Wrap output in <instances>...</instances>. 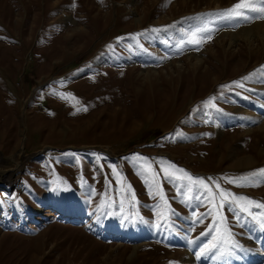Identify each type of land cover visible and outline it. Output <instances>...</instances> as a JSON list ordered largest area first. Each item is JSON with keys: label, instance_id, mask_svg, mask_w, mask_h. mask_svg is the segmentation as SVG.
<instances>
[{"label": "rangeland", "instance_id": "rangeland-1", "mask_svg": "<svg viewBox=\"0 0 264 264\" xmlns=\"http://www.w3.org/2000/svg\"><path fill=\"white\" fill-rule=\"evenodd\" d=\"M237 2L0 0V264H264V178L229 182L264 169V31L238 35L264 14Z\"/></svg>", "mask_w": 264, "mask_h": 264}, {"label": "snow or ice", "instance_id": "snow-or-ice-1", "mask_svg": "<svg viewBox=\"0 0 264 264\" xmlns=\"http://www.w3.org/2000/svg\"><path fill=\"white\" fill-rule=\"evenodd\" d=\"M248 12H256L258 14H264V0H238L237 3H235L231 8L226 10V16L228 18H237V17H246ZM264 18V17H262ZM153 31H156V29H153ZM210 38V37H209ZM191 43H196L199 44L201 41L197 39H193L190 41ZM250 77H244L245 80L249 79ZM233 83L238 84L239 86L243 87L242 84H240L239 81H234ZM208 104H212V100L210 99L208 101ZM179 171L184 172L183 169H180ZM166 177L168 178H173L172 173L166 172ZM184 177L191 182V185L202 187L208 194V199L210 202L214 204V198L216 195H218L221 198L222 204L225 203H237L238 201L240 202H246L248 205H252L255 202L250 200L247 197L244 196H234L230 193H228L226 190H221L220 185L216 184L215 187L217 189V193H213L210 185L205 182L203 178H195L191 175H189L187 172H184ZM258 177L264 178V169H259L256 172H252L249 174H246L242 177L239 178H230L229 182L230 183H239L241 185L243 184H251L253 183L254 180H256ZM211 180V178H209ZM188 191H192V187L189 186ZM237 206L241 208L242 211L249 212L251 215L250 209L247 207H244L243 204L237 203ZM256 207L264 208V204H256ZM211 210H210V213ZM213 219L216 221V227H217V232L219 233L221 231V228L223 227V217H220L217 219V216H213ZM261 227H264V223H261ZM223 231L227 233V229L224 228ZM203 235V233H202ZM230 236V233H228ZM221 236L214 237V239H220ZM229 243H234L233 241L229 240ZM211 247H216L215 244H212ZM209 250V246L206 245L203 249H201V253L206 252ZM201 253H198L197 255L199 256Z\"/></svg>", "mask_w": 264, "mask_h": 264}, {"label": "bare ground", "instance_id": "bare-ground-1", "mask_svg": "<svg viewBox=\"0 0 264 264\" xmlns=\"http://www.w3.org/2000/svg\"><path fill=\"white\" fill-rule=\"evenodd\" d=\"M264 25V24H263ZM263 25L262 24H256V25H254V26H250V27H247V28H244V29H242L241 31V33H239L238 35L239 36H241V37H243L244 39L246 38V40H248V39H250V35L252 36V35H254V36H256L257 35V33H260V31L262 32V31H264V30H262L263 29ZM176 33V32H175ZM226 34V33H225ZM260 34H262V33H260ZM226 35H228V36H233L231 33L230 34H226ZM172 36V35H171ZM230 36V37H231ZM175 37V36H174ZM178 37H180V34H178L177 36H176V40L178 39ZM229 37V38H230ZM175 39V38H174ZM176 40H175V42H176ZM174 41V40H173ZM175 45V44H174ZM163 46H164V44L162 43L161 44V47L163 48ZM164 48H166V47H164ZM200 61L199 60H197V61H194V62H190V63H188L189 65H188V67H189V69H192L193 71L194 70H196L199 66H200V63H199ZM154 62H152L151 64H153ZM147 73H146V76H148L149 78H151V76H150V73H152L153 72V70H147L146 71ZM147 77V78H148ZM262 127V126H261ZM246 158H243V159H239V160H237V162H238V164H240V165H244V164H247L248 163V160L246 159ZM10 171V170H9ZM9 171H3L2 169H0V185L2 184L3 186H6V185H9V184H13L14 183V177H12V175L9 173L8 174V172Z\"/></svg>", "mask_w": 264, "mask_h": 264}]
</instances>
